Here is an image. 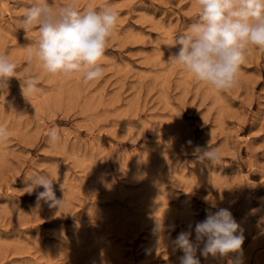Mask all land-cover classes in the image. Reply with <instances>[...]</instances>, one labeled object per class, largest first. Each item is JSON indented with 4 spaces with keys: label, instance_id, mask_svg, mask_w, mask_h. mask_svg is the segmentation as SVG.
I'll list each match as a JSON object with an SVG mask.
<instances>
[{
    "label": "rangeland",
    "instance_id": "374dc122",
    "mask_svg": "<svg viewBox=\"0 0 264 264\" xmlns=\"http://www.w3.org/2000/svg\"><path fill=\"white\" fill-rule=\"evenodd\" d=\"M31 3L0 0V53L18 65L0 95L10 134L0 146V264H179L177 235L220 208L240 225L243 264H264V51L217 91L167 62L197 18L196 0H59L118 11L104 74L85 83L33 60L42 92L27 100L25 47L38 32L27 37L17 21ZM52 128L59 143L49 142ZM209 143L219 165L193 155ZM34 173L56 180L60 209L23 192ZM202 247L201 264H227L200 256Z\"/></svg>",
    "mask_w": 264,
    "mask_h": 264
},
{
    "label": "clouds",
    "instance_id": "9594fccd",
    "mask_svg": "<svg viewBox=\"0 0 264 264\" xmlns=\"http://www.w3.org/2000/svg\"><path fill=\"white\" fill-rule=\"evenodd\" d=\"M199 13L188 29L175 37L170 48L169 64H177L199 82L225 91L237 83L240 66L253 50L264 51V0H196ZM119 13L110 5L82 10L73 3L59 0H32L18 19V29L28 37L37 31L36 39L25 47L29 63L26 75L21 80L22 95L42 92L39 74L31 72V63L38 61L40 67L50 75L81 76L88 83L103 77L102 61L109 40L118 25ZM18 65L6 53H0V95L9 87L11 78H17ZM10 138L9 128L0 124V146ZM49 142L59 143L61 133L57 128L48 132ZM189 143H191L189 141ZM193 155L200 162L211 165L221 163L219 150L210 145L197 146ZM23 192H36L37 204L43 200L51 208L60 209L66 201L58 199L54 191L55 179L47 174L34 173ZM67 183L65 175L61 185ZM43 188V191H37ZM162 225L157 221L155 231ZM193 233L195 242L192 240ZM239 233V234H238ZM244 237L240 225L227 208L209 213L202 221L190 223L181 231L174 244L183 251L179 264H201L197 256L228 258L227 264H243L242 244ZM230 254H236L230 257Z\"/></svg>",
    "mask_w": 264,
    "mask_h": 264
}]
</instances>
